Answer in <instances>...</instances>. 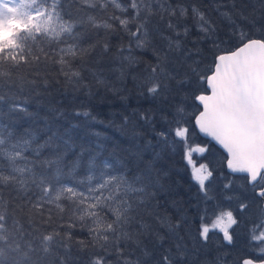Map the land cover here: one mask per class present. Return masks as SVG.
<instances>
[{"label": "snow or ice", "instance_id": "1", "mask_svg": "<svg viewBox=\"0 0 264 264\" xmlns=\"http://www.w3.org/2000/svg\"><path fill=\"white\" fill-rule=\"evenodd\" d=\"M109 6L130 12L123 18L109 16L129 35L130 43L127 49H118L115 59L119 63L108 71L118 72L123 80L140 63L132 54L133 43L137 49L150 48L155 57L144 74H134L132 79L142 96L159 101L156 108L139 114L152 126L156 144L149 141L114 158L115 154L103 156L99 145L94 149L77 145L71 128L61 131L45 123L38 129L42 134L37 135L28 130L18 133L9 125L0 127V186L23 192L29 212L34 210L39 217L37 221L29 214L22 223L8 212V202L0 200V264H197L210 233L217 230L233 245L231 229L240 220L232 210H220L209 226L205 207L193 229L186 214L174 220L159 214L153 203L164 187L162 178L168 175L165 157L174 154L178 145L184 159L193 165L191 175L203 194L202 202L213 198L210 183H206L213 171L207 164L195 167L192 160L193 153L202 155L208 148L189 143V119L226 151L232 173L245 174L241 193L225 198L236 200L239 212L249 208V198L264 205V38H250L230 12L219 11L223 5H216V10L232 25L239 46L218 53L207 73L191 67V75L178 78L179 73L170 67V53L182 51L178 37L189 32L187 26L180 30L189 14L182 4L172 6L168 0H0V78H6L0 80V86L13 95L22 92L35 81L20 77L16 83L12 79L15 70L29 67L31 75L39 76L45 70L42 64L51 61L70 83L87 87L82 73L89 59L100 65L110 51L107 42L90 41L87 26L116 31L115 25L92 14L106 12ZM190 11L203 34L201 39L211 40L219 48L214 39L216 26L196 6ZM239 16L255 27L242 12ZM161 24L173 35H165ZM258 30L264 31V26ZM156 35L166 41L163 48L154 44ZM87 70L98 84L107 85L100 75L103 67ZM189 97L196 102L192 113L186 103ZM4 98L0 95V100ZM13 111L26 113L21 105ZM157 121L166 126L159 132ZM145 152L151 153L149 158ZM231 187V182L224 185ZM52 204L59 212L57 221L46 207ZM39 224L50 230L40 232ZM77 228L86 231V240L74 241ZM246 247L249 254L239 255L235 264H264V206L249 228Z\"/></svg>", "mask_w": 264, "mask_h": 264}, {"label": "trees", "instance_id": "2", "mask_svg": "<svg viewBox=\"0 0 264 264\" xmlns=\"http://www.w3.org/2000/svg\"><path fill=\"white\" fill-rule=\"evenodd\" d=\"M121 2L126 3L127 0H121ZM168 2L172 6L182 4L189 8L188 16L180 23L181 32L184 26L189 29L187 36L178 37L181 40L182 51L170 53V67L179 73L178 78L183 77L186 73L191 75V67H196L200 74L207 73L218 53L232 51L239 46L240 41L233 35L232 25L222 18L216 10L218 4L223 5L219 11L230 12L237 24H242L248 31L250 38H264V31L258 30L264 26V0H168ZM192 6L203 11L216 26L214 39L220 45L219 48H215L211 40L201 39L203 34L198 31L192 17L190 11ZM240 12L253 21L255 27L246 21H242L239 16ZM92 14L96 15L98 20L108 21L116 27V31L113 32L104 28L92 29L87 26L91 42H99L100 44L107 42L109 44L110 51L103 56L100 65L95 64L91 59L87 64V68L94 71L100 67L105 69L100 75L108 81L107 85L98 84L87 68L82 73L84 83L87 85L84 87L70 83L59 72V65L51 61L42 64V68L45 70L41 71L39 76L31 75L29 67H21L15 70L12 79L16 83H20V77H24L27 80H34L35 83L26 84L22 92L15 91L14 95L8 92L6 86H0V95L5 97L0 100V127L9 125L18 133L28 130L36 131L37 135L42 134L38 129H42L45 123L58 127L61 131L64 128H71L70 135L77 145L83 144L85 147L93 149L99 145L103 156L115 154L114 158L122 157L127 155L126 150L128 149H135L137 146L143 147L149 141L153 145L156 144L152 126L145 124L140 119L139 114L156 108L159 101L142 96L141 90L135 86L132 79L134 74H144L148 65L155 63V57L150 48L137 49L133 43L132 54L138 58L140 63L130 70L123 80L119 79L118 72H110L108 69L118 65L119 61L115 59L119 55L118 49L120 47L127 49L130 37L120 29L118 21L109 20V16L116 15L123 18L130 15V12L121 13L109 6L106 12H93ZM80 15L83 16L84 12H81ZM160 27L165 35H173L163 24ZM129 28L134 30L135 26L130 24ZM154 44L163 48L166 41L161 40L159 35H156ZM100 51L101 49L98 47L96 52L99 53ZM127 54L125 51L124 55ZM3 79L6 78H0V80ZM192 83L194 86V77ZM173 86H175L174 82ZM187 88L188 85L186 84L185 89ZM186 103L188 112L192 113L194 111L193 105L196 102L189 97ZM16 105L25 108L26 113L13 111ZM84 113L89 115L86 116ZM188 126L190 128L189 143L193 146L200 145L208 148V151L202 155L193 153L192 160L196 164L195 166L207 164L209 169L213 171L211 181L206 182L210 183L209 195L213 198L206 204L202 202L203 194L199 193L198 186L192 179L191 166L184 159L183 150L178 145L174 154L165 157L168 175L162 178L161 184L164 187L156 194L153 203L158 205L156 211L159 214L168 215L174 220L182 213L186 214L193 229L199 225V213L205 207L208 210L205 222L208 224L220 210H232L240 220V223L231 229L234 232V244H227L223 240V236L217 231L211 232L207 247L198 254L197 264H235L239 255L249 254L246 247L248 231L251 225L257 221L262 203L249 198V208L245 212H239L237 201L225 198L241 193L240 186L246 183L243 176L228 174L224 166L226 158L222 152L208 140L198 135L193 120H188ZM165 127L162 121H157L155 124L157 132ZM150 155V152L144 153L146 158H149ZM229 182H231L232 187L224 188V185ZM0 200L8 202V212L14 214L22 223L26 221L29 214L33 215L37 221L39 220L34 210L29 212L30 206L25 204L23 192L0 186ZM61 203H67V201L62 200ZM46 207L52 209L53 219L57 221L59 212L55 205H46ZM248 215L250 216L246 218ZM10 223L11 221H9ZM53 226L55 225L53 224ZM25 227H27L26 223ZM38 227L40 232L50 230L48 226L43 224H39ZM80 239L86 240L87 233L77 228L74 231V241ZM74 241L73 254H75Z\"/></svg>", "mask_w": 264, "mask_h": 264}, {"label": "water", "instance_id": "3", "mask_svg": "<svg viewBox=\"0 0 264 264\" xmlns=\"http://www.w3.org/2000/svg\"><path fill=\"white\" fill-rule=\"evenodd\" d=\"M193 123H194V121H193ZM194 128L196 129V131H197V133H198V135H199L200 137H202V138L205 139V140L210 141V142H211L216 148L220 149V150L222 151V153L226 156L225 169H226V172H227L228 174L233 175V176H244V175H245V174H241V173H232V172L227 168V153H226V151L222 148V146H220L218 143H216L214 140H212L211 137H207V136H205L203 133H200L198 127H196L195 124H194ZM262 206H264V205H262Z\"/></svg>", "mask_w": 264, "mask_h": 264}, {"label": "rangeland", "instance_id": "4", "mask_svg": "<svg viewBox=\"0 0 264 264\" xmlns=\"http://www.w3.org/2000/svg\"><path fill=\"white\" fill-rule=\"evenodd\" d=\"M210 142V141H209ZM211 143V142H210ZM225 161H226V159H225ZM194 165H196L195 163H193ZM191 166V169L193 170V165H190ZM224 166H225V162H224ZM195 167H199V165L198 166H195ZM250 215H248L246 218H248ZM215 219V217L212 219V220H214ZM212 220H211V222H210V224H209V226H211V223H212ZM217 232L220 234V235H222L223 236V234L221 233V232H219L218 230H217ZM240 248V247H239Z\"/></svg>", "mask_w": 264, "mask_h": 264}, {"label": "bare ground", "instance_id": "5", "mask_svg": "<svg viewBox=\"0 0 264 264\" xmlns=\"http://www.w3.org/2000/svg\"><path fill=\"white\" fill-rule=\"evenodd\" d=\"M212 202V201H211Z\"/></svg>", "mask_w": 264, "mask_h": 264}]
</instances>
